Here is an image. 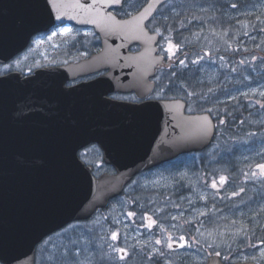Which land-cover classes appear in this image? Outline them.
Returning a JSON list of instances; mask_svg holds the SVG:
<instances>
[{
  "label": "water",
  "instance_id": "1",
  "mask_svg": "<svg viewBox=\"0 0 264 264\" xmlns=\"http://www.w3.org/2000/svg\"><path fill=\"white\" fill-rule=\"evenodd\" d=\"M148 3L119 17L114 10L123 4L108 0H0V63L58 24L91 27L100 39L99 50L77 61L0 75L1 264H35L36 246L46 236L105 208L137 174L212 143L214 118L208 111L187 112L182 98L109 97L134 92L144 98L154 89L150 78L163 62L159 35L146 26L152 16L143 21V31L132 21ZM78 4L95 8L84 12ZM132 45L138 50L130 51ZM204 116L213 125L207 132ZM92 143L114 172L94 175L93 166L79 158V150ZM202 264L258 263H226L215 253Z\"/></svg>",
  "mask_w": 264,
  "mask_h": 264
},
{
  "label": "rangeland",
  "instance_id": "2",
  "mask_svg": "<svg viewBox=\"0 0 264 264\" xmlns=\"http://www.w3.org/2000/svg\"><path fill=\"white\" fill-rule=\"evenodd\" d=\"M143 1L138 0V6ZM170 2L185 4L204 16L206 21L200 26L204 25L206 31L200 26L199 29L190 27L180 41L162 38L161 49H166L171 40L174 45L185 47L195 44L208 55L200 53L193 57L198 65L186 76L191 80L190 85L173 82L167 93L190 99L187 110L191 112L204 111L207 105L216 103L235 105L239 111L245 109L239 114H244L253 127L264 125V96L260 95L264 90V55L258 54L259 50L264 52V31L252 33L256 25L264 23V0ZM233 4L237 7L233 8ZM126 10L131 11L127 4L122 13ZM214 14L220 17L223 26L218 29L221 30L210 27L212 24L207 18ZM196 20L194 17L192 24ZM65 27L71 31L61 35L59 29ZM53 32L57 35L52 36ZM53 32L34 38L26 50L3 68L32 70L78 59L99 48L92 28L62 26ZM245 33L243 41L241 35ZM76 37L80 38L77 49L73 43ZM235 48L238 54L228 57V52ZM253 56L257 59L253 60ZM241 60L246 63L241 64ZM194 80L201 89L192 86ZM190 92L196 95L190 97ZM218 116L225 123L209 148L181 155L138 176L122 195L90 219L73 222L47 237L37 246L35 264H194L203 263L213 252L221 253L231 262L252 260L264 264V245L256 241L258 229L264 227V185L259 184L261 178L255 167L264 163V130L263 134L255 131L253 137L240 135L243 130L226 131L227 121L233 118L226 120L221 114ZM83 156L91 164L101 161L96 145L86 148ZM107 170L105 166H96L94 173ZM254 170L257 171L255 179L251 178ZM220 176L227 178L223 186L219 184ZM213 180L217 182L216 188L211 187ZM230 183L235 186L232 191L235 197L227 205L225 202L230 200L222 193L230 188ZM129 212L134 216L129 217ZM145 216L156 221L150 229L145 226ZM112 232L118 233L115 241L111 239ZM182 236L185 246L176 247ZM169 237L176 241L171 249L167 247ZM157 240L161 243L157 244ZM235 240L247 246H232ZM110 246L124 248L126 258L123 261L102 259L104 253L117 255Z\"/></svg>",
  "mask_w": 264,
  "mask_h": 264
},
{
  "label": "flooded vegetation",
  "instance_id": "3",
  "mask_svg": "<svg viewBox=\"0 0 264 264\" xmlns=\"http://www.w3.org/2000/svg\"><path fill=\"white\" fill-rule=\"evenodd\" d=\"M146 1L147 0H144L135 10H131L130 14H133L136 11H138L144 5V3ZM170 1H173V0H167L162 5H160L158 7V9L155 11L154 15L146 23V26H147V28L149 29L150 32H156L157 29H159L160 32H161V35H159V39H158V43H157V46H158L157 53L162 55L163 62H162V64L160 66H158L155 75L150 78V80H152L154 82L153 91L147 97H144V98H138L134 92H125V93H123V92H112V93L109 94V97H111L113 99H120V100H125V101H132V102H141V101L148 100V99H153L154 100V99L178 98L180 96H177V95L173 96V95H169L167 93V88L174 86V83L171 82V80L168 78V76H170V74H172V75L173 74H178L179 75L180 73H183L184 70H186L188 73H190L191 69L194 68L196 65H198V63H195V64L192 63L193 60H197L196 58H193V57L197 56V54H200V53H204V55H208V54H206L205 50H203L202 48H199L195 44L185 47V46H182L181 44L177 43V45H179L180 47L176 50L175 55L171 59H169L168 54L165 51V49H163V50L161 49L160 41H161L162 38H167V39L168 38L169 39L172 38L173 41H180L181 37L183 35L188 34V30L190 29V27L192 29H196V28L199 29V26L201 24H204V22H202L201 19H199V18H204V16L202 17L201 15H198L197 12L194 13L193 9L186 7L185 4L174 3V2H170ZM124 5L125 4H123V6L121 8L114 10V12L119 17L128 16V15L122 13V10L124 9ZM175 10H179V12H177V13L173 12ZM164 17H166V19H164ZM194 17H198V18L195 21V23L192 24V22L194 20ZM62 26H69V27H72V28H75V29L76 28H80V27H74V26H72V25H70L68 23L58 24V25H55V26L51 27L46 32L37 33L36 35H34L32 37V40L34 38L42 36V35H49L53 31H55L56 29H58V28H60ZM202 30L205 33L206 30L204 29V25H203V29ZM97 38H98V36H97ZM79 39H80L79 37H76L75 40H73L75 49H77L79 47V43H80ZM97 41H98V45L100 47V39L98 38ZM138 48H139L138 45H132L130 47V51H136V50H138ZM81 58H83V57H80L78 59L68 60V61H77V60H79ZM12 59H10V60H8V61H6L4 63H0V75L6 74V73L11 72L13 70L20 71L18 69L3 68ZM180 60H184L186 62V64L183 67L179 64ZM68 61L61 62V63H50V64H46V65H58V64L66 63ZM32 70H24V71H20V72L23 75H27V74L31 73ZM105 72H106V70H102V71H99L97 73H92V74H89V75H86V76L78 77L77 79L68 81L66 83V86H71V85H74V84L79 83L81 81L91 80L93 78H96V77L104 74ZM162 89H163V91H162ZM88 147L89 146L81 149L78 154H79V157L86 164H91V163H88L87 160L83 156L84 150L86 148H88ZM97 149L99 150L100 160L101 161L91 164L93 166V171H95V167L96 166H99V167L100 166H105L110 172H114V167L113 166L103 162L102 151L100 150V148L98 146H97ZM174 160H176V159H174ZM174 160H171L169 162H172ZM169 162H166V163H169ZM166 163H163V164H166ZM163 164H161L159 166H162ZM157 167H154V168H151V169H148V170H145V171L139 173L138 175H136L134 177V179L137 178L140 175H143V174H145V173L157 168ZM134 179H132V181ZM97 212H98V210L95 212V214ZM82 221H86V220H80V221H75V222H82Z\"/></svg>",
  "mask_w": 264,
  "mask_h": 264
},
{
  "label": "snow or ice",
  "instance_id": "4",
  "mask_svg": "<svg viewBox=\"0 0 264 264\" xmlns=\"http://www.w3.org/2000/svg\"><path fill=\"white\" fill-rule=\"evenodd\" d=\"M108 2L109 3H115V4H127L128 8L131 9V10H135L136 7L138 6V0H108ZM160 3H161V0H149V3L147 5V7H145L143 11L139 12V14L137 16L132 18V21L135 22L136 26L139 28L140 31H143V21L145 19L153 16V10L157 9V6ZM77 6L84 12L93 11L94 8H95L94 4L93 5H87V6L78 4ZM232 7L236 8L237 5L233 4ZM125 14L129 15L130 12L126 10ZM97 15H99V13H97ZM57 19H59V17H57ZM107 19L111 20V21H115V17H113L111 15H108ZM164 19H166V17H164ZM126 23H128V22H126ZM70 31L71 30L69 28H67V27L59 29V33L61 35L68 34ZM261 31H264V29H262ZM156 34L157 35H161V32H160L159 29L156 30ZM55 35H57V33L53 32L52 36H55ZM245 35H247V33H245ZM51 38L52 37L50 36L49 39H51ZM149 39H154V37H150ZM179 47H180L179 45H174L171 42V40L168 41V44H167V47H166L165 51L167 52L169 59H171L175 55V52H176V50ZM201 59H202V57H201ZM220 59L223 60L224 58L221 57ZM252 59L256 60L257 57L253 56ZM197 62H198V60H193L192 61L193 64H195ZM240 63L244 64V63H246V61L245 60H241ZM179 64L183 67L185 65V61L184 60H180ZM233 70H235V69H233ZM180 87H181V90H183V86L181 85ZM162 91H163V89H162ZM195 95L196 94L194 92L188 93V96H190V97L191 96H195ZM260 95L264 96V90H262L260 92ZM208 111L211 112L212 110L209 109ZM200 119L203 122L202 123V130L203 131L207 132L208 130H210L213 127V125L211 124V122H210V120H209V118L207 116L201 117ZM220 123L223 124V123H225V121L224 120H220ZM255 167H256V169L259 170V177L260 178H264V163L257 164ZM245 175L247 176L248 174H245ZM251 178H253V179L257 178V171H255V170L252 171ZM218 179H219L220 186H223L225 184L227 178L225 176H220ZM211 187H213V188L217 187V182L215 180H213V182L211 184ZM241 191H243V189H241ZM233 195H237V193H233ZM128 216L132 217V216H134V213L129 212ZM144 219L147 222L145 226L147 228H149V229L152 228L154 224H156V221L152 220L148 216H145ZM117 238H118V233L117 232H112L111 239L113 241H115V240H117ZM180 241H181V243L176 244V241L172 240L171 237H169V242L167 244V247L171 249V248H173L174 244H176V247H181V248L184 247L185 245L183 243V241H184V237L183 236L180 237ZM156 243L159 244V243H161V241L157 240ZM110 248H111V251L116 253L117 255L116 256H109L107 253H104V254H102V259L107 257L108 259H111V260L123 261L126 258L127 252L125 251L124 248H112L111 246H110ZM158 255L162 256L163 253H158ZM216 255H219V253H216ZM0 261H3L2 257H0Z\"/></svg>",
  "mask_w": 264,
  "mask_h": 264
},
{
  "label": "trees",
  "instance_id": "5",
  "mask_svg": "<svg viewBox=\"0 0 264 264\" xmlns=\"http://www.w3.org/2000/svg\"><path fill=\"white\" fill-rule=\"evenodd\" d=\"M210 16H211V18L210 19L207 18V20L210 22V24H212V26H210L211 29L214 28L215 31L221 30V29H218V28H220V26H223L220 23V17L217 14H214L213 16L210 15ZM210 16H208V17H210ZM199 19H201L202 22L206 21V18H199ZM200 27H203V26H200ZM262 29H264V23H260V24L256 25L255 30L252 33L262 32L261 31ZM211 31L214 33L213 30H211ZM241 37H243V41H244V38L246 37V35L245 34L241 35ZM92 42H95V41L92 40ZM237 54H238V49L235 48L234 50H230L228 52V57L232 58V57H235ZM258 54L264 55V52L262 53L259 50ZM187 74L189 75V73L186 70H184L183 73H180L179 75L178 74H175V75L170 74V76H168V78L171 80L172 83L174 82L177 84L178 83L182 84V83L186 82L188 85H190L191 80L186 79ZM192 86L198 87L197 88L198 90L202 88L195 80L193 81ZM203 92L205 94H207L205 88L203 89ZM188 100H190V99H188ZM213 107H214V109H213ZM209 109H211V110L213 109L211 111L212 114H214V112H215V115H213V116H214L216 123H217V134H216L217 138L219 136V128L221 127V123H220L219 116H218L219 114H221L222 118H225L226 120L233 118V120L227 121L226 127H224V128H226V131H228V129H230V130H236L238 133V130H243V132L240 133V135L248 136V137H253V134L257 130L263 134L262 130H264V125L259 124L258 126L253 127L252 124H250L248 122V119L245 117L244 114L242 116H240V114H239L240 112H245L244 108L242 109V111H239V110H237V106H235V105L232 106L229 104L216 103L211 107H209V105H207L206 110H209ZM235 118H236V120H235ZM261 183H263V185H264V178L260 179L259 184H261ZM232 191H235V186H233V184L230 183V188L229 189L227 188V190L223 191V193H222V195H224V197L226 199L230 200L229 202H225V204H227V205H229L231 203V201L234 200L235 196H232ZM258 231H259V233L257 234L258 236L256 237V241H258V245H264V227L259 228ZM232 243H233L232 246H234V245L238 246V247L239 246H247L245 244H241V245L238 244L237 240L232 241ZM220 252H223V251H220ZM225 260H228V258H226ZM263 261H264V259H263Z\"/></svg>",
  "mask_w": 264,
  "mask_h": 264
}]
</instances>
